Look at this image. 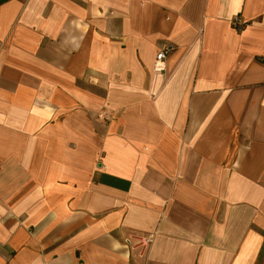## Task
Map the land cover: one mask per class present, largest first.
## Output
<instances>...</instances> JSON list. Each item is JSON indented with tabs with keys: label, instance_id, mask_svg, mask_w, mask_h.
I'll list each match as a JSON object with an SVG mask.
<instances>
[{
	"label": "crops",
	"instance_id": "1",
	"mask_svg": "<svg viewBox=\"0 0 264 264\" xmlns=\"http://www.w3.org/2000/svg\"><path fill=\"white\" fill-rule=\"evenodd\" d=\"M0 264H264V0H0Z\"/></svg>",
	"mask_w": 264,
	"mask_h": 264
},
{
	"label": "built area",
	"instance_id": "2",
	"mask_svg": "<svg viewBox=\"0 0 264 264\" xmlns=\"http://www.w3.org/2000/svg\"><path fill=\"white\" fill-rule=\"evenodd\" d=\"M233 26L240 24L241 21L238 17H234L231 20ZM173 45L166 43L161 46L160 50L157 52L155 57V62L153 69L159 71L161 69L160 65L165 59V57L173 50ZM102 116V115H100ZM153 241V235H130L125 239L126 244L132 250H137L141 256H145L151 243Z\"/></svg>",
	"mask_w": 264,
	"mask_h": 264
}]
</instances>
